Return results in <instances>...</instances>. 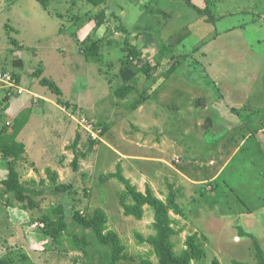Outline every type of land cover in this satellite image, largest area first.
Listing matches in <instances>:
<instances>
[{"label":"rangeland","instance_id":"obj_1","mask_svg":"<svg viewBox=\"0 0 264 264\" xmlns=\"http://www.w3.org/2000/svg\"><path fill=\"white\" fill-rule=\"evenodd\" d=\"M159 3L168 8L165 0ZM152 8V0H109L99 7L84 0H51L46 10L37 0H0V75L14 81L9 89L7 83L12 81L0 80V104L7 105L1 113L0 129L30 110L29 120L16 138L25 147L16 170L21 182L43 192L35 197V210L18 209L1 185L7 170L0 157V264H103L100 258L90 262L91 257L81 251L68 249L66 241L56 244L47 237L38 219L59 205L68 217L80 211L89 218L96 209L103 210L108 217L107 230L114 231L125 247L127 259L119 264H139L151 247L139 244L136 234H154L153 214L145 206L141 220L124 215L119 199L124 186L115 179L100 180L101 175L115 173L117 165L137 191L145 193L148 188L163 201L170 194L175 196L182 212L179 216L170 212L175 229L180 231L172 237L175 253L186 248L190 236H196L205 252L200 262L191 264H212L215 259L220 264H258L255 243L264 260V199L254 196L249 177L240 180L251 170L239 166L241 158L254 162L260 155L249 153L258 147L253 144L259 137L253 133L255 126L243 122L241 112L235 111L226 124L242 123L246 134L221 135L219 127L205 119L214 105L206 112L195 108L188 78L194 75L192 69L208 76L201 67L205 59L198 60L200 56L190 53L201 41L188 27L182 31L183 46L161 45L155 30L159 29V17H150ZM249 9L256 14L254 18L264 16V0H215L212 12L218 17ZM112 12L120 14L121 23L132 31H117L119 21L110 16ZM182 16L190 18L187 12ZM255 22L258 24L251 21L245 27L254 45V54L245 58L246 64L254 67L264 62V26ZM178 23L180 29L181 17ZM93 42L100 45V62L86 60L81 51ZM132 47L140 52L139 60L131 61ZM162 47L168 54H191L176 78L174 72L171 79L165 77L177 62L160 57L157 48ZM145 62L152 66L151 80L140 70ZM125 65L136 71V76L128 83L134 91L121 100L115 90L124 84L120 69ZM40 70L41 77H37ZM42 77L53 81L61 95L41 86ZM207 85L203 82L198 91ZM6 89L9 95L5 99ZM76 136L79 141L73 150ZM241 141H246L245 148L232 152L219 149L225 142ZM77 153L87 156L80 158L75 171L71 163ZM219 157L234 159L215 179L213 167L219 168ZM49 171L56 173L57 185H65V189H55ZM261 172L259 181L264 185V170ZM150 259L157 262L154 256Z\"/></svg>","mask_w":264,"mask_h":264},{"label":"trees","instance_id":"obj_2","mask_svg":"<svg viewBox=\"0 0 264 264\" xmlns=\"http://www.w3.org/2000/svg\"><path fill=\"white\" fill-rule=\"evenodd\" d=\"M51 0H37V2L47 9L48 3ZM92 7H99L106 4L109 0H84ZM187 4L195 10L199 16H205L206 21L214 23L216 16L212 12V7L215 5V0H205L206 6L204 9H199L189 0H186ZM111 17L117 18L119 25L117 31L128 34L130 28L121 23V17L118 13H110ZM132 31V30H131ZM18 48H21L18 46ZM100 45L98 42H93L90 45H84L81 51L86 60L93 59L100 62L102 57L99 52ZM166 47L160 49L157 48V54L163 59H171L177 63L171 65L170 69L165 73V77L168 78L190 55L189 53L182 55H175L173 53L168 54ZM131 61L140 59V52L137 48L131 49ZM140 70L145 77L149 80L152 78V66L145 62ZM42 71H37L36 76L41 77ZM120 74L124 84L115 90V95L119 99H125L133 91L134 87L129 85L136 76V71L131 69L128 65L121 67ZM40 85L49 89L56 96L61 95L59 87L50 79L46 77L40 78ZM5 99L8 98V91L5 94ZM142 101V100H141ZM60 102V101H59ZM7 106V105H6ZM6 106L1 107L0 104V119L3 110H6ZM138 105L134 103L133 108ZM30 116V110L27 109L20 115L15 116L12 121V125L3 126L0 129V157L2 162L6 163V176L1 181V185L4 187L5 194L10 195L15 203L18 205V209L24 212L33 211L38 207V203L35 201V197L41 196L43 192L41 190L33 189L28 183L20 181L19 173L16 170L17 163L23 159L25 153V147L21 142L16 140L17 136L23 130L27 124ZM79 136H76L71 148L74 150L78 144ZM90 144V149L92 148ZM86 154H75L71 163L75 171L78 170V164L80 158H85ZM50 181L54 184L55 189L61 191L65 189V185H57L56 173L48 172ZM110 179H115L124 186V191L119 195L120 204L123 209V213L126 217H132L136 220H141L144 215V207L147 206L153 214V230L154 234L148 237H143L140 234H136L139 244H148L151 247V252L146 257H140L139 264H191L192 262H200L204 255L203 245L196 236H190L185 242L186 248L179 254L174 251V243L172 237L179 234L180 231L175 229L174 220L170 217V212L179 216L182 214L180 209L175 204V196L170 194L166 201H163L152 194L150 189H146L145 193H141L126 179L122 172L120 165L116 166L115 173H109L101 175V183L107 182ZM32 184L33 181H30ZM43 183V182H42ZM69 213V212H68ZM40 223L44 224V232L49 237L51 242L56 244H63L65 241L68 243V249L72 251H81L85 256L91 257L90 262H93L96 258H100L103 264H119L121 261L127 259L125 253V247L122 244L119 236L114 232L107 230L108 217L106 213L101 209H96L91 217L85 218L81 215L80 211H73L68 217L67 211L63 205H59L51 212L44 214L38 219ZM256 258L258 264H264L263 253L260 247L255 243ZM150 256H154L157 260L154 263ZM85 264V263H83ZM87 264V263H86ZM212 264H220L217 259ZM235 264H242L236 262Z\"/></svg>","mask_w":264,"mask_h":264},{"label":"crops","instance_id":"obj_3","mask_svg":"<svg viewBox=\"0 0 264 264\" xmlns=\"http://www.w3.org/2000/svg\"><path fill=\"white\" fill-rule=\"evenodd\" d=\"M159 1L160 0H152L155 8H152L153 11H151L150 17H159V29L155 30L159 32L158 40L161 45L176 48V45H179L180 47V44L178 43H181V46H183L182 40L185 36L182 31L186 30L188 27L193 30L195 37L201 41V45L197 48H193V52L191 51L190 53L195 57L200 56L198 60L205 59L204 61L206 64H204V61H201L203 64H201V67L205 69L208 76L206 78L198 71V69H192L191 74L194 75L191 78H188L191 81L193 88L192 91L188 93H192L191 96L195 98V108H201L197 110L200 112H206L212 107V105H214V108L212 107L214 111L210 108L212 112L206 114L207 116L205 119H207L208 122L211 121L212 124L215 123L220 129L221 135L238 136L246 134L242 123H239V126L236 125V123H234L235 125L232 123L230 127L226 124V120L231 121V115H233L235 111L239 113L241 112L239 117H241L243 122L248 120L250 126H255L253 133L257 134L259 137L253 144L255 145L258 143V147L256 149H250L249 153L253 154V152H257L260 155L258 154L259 156L256 160L254 159V162H249L248 158H241L242 162L239 163V166L242 168L248 166V170L250 169L251 172L248 173V176H244V178L241 177L240 180L249 177L253 182L252 187L255 191L254 196L262 201L264 199V185L262 182L260 183L259 180L262 178L261 171L262 169L264 170V62H258L255 67L254 65L246 64L247 60L245 58L251 57L254 54L252 50L254 45L250 42L245 27H247L246 24L251 21L254 23H252V25H255V21L258 20L259 23L263 24L261 26H264V16L258 14L256 16L257 18H254L256 14L251 12L250 9L247 11L240 10L237 14L226 12L218 17L216 16L215 22L209 23L205 18L203 19L200 17L199 14L187 4L186 0L185 2L184 0H165L168 8H165L162 5L160 6V3L158 5ZM189 1L199 9H204L206 6L205 0ZM185 12H187L188 15L190 14L189 20L188 18L187 20L185 19L187 22L182 16ZM247 12H250L251 15H246ZM180 17L182 18L184 26L182 24L179 29L178 22ZM134 24L135 22L133 25ZM173 41H175L174 45L172 44ZM176 55L180 54L176 53ZM256 57L258 56L256 55ZM241 63H245V65H242ZM183 66L184 65L181 64L174 71V78H176L175 75H177L178 71H180ZM171 76L172 74L167 80L171 79ZM206 81L208 84L207 87H205L204 90L201 89V91H198L199 89L197 88H201L199 86ZM177 82L179 84V81ZM195 85L197 86L195 87ZM243 143L244 141H241L240 143L230 142V144L225 142L219 146V149L220 151H226L229 149V151L232 152L234 149L239 150L243 146L245 148V144L247 143L246 141L244 145ZM233 157L231 159L226 157L227 160L226 158L223 159L219 157L218 160L220 161V166L219 168L213 167V170L215 169V175L212 177L216 179L218 173L222 172L223 169L224 173L228 164L232 163L234 159ZM210 162V166L212 167L214 162L213 160ZM256 166H258V169L260 168V171L257 172ZM209 169L210 168L208 167V170ZM209 172L211 174L212 171L209 170ZM229 185L231 186L230 183ZM231 187L234 188L233 185Z\"/></svg>","mask_w":264,"mask_h":264},{"label":"built area","instance_id":"obj_4","mask_svg":"<svg viewBox=\"0 0 264 264\" xmlns=\"http://www.w3.org/2000/svg\"><path fill=\"white\" fill-rule=\"evenodd\" d=\"M0 80H1V81H4V82H5V81H8V80H9V81H12V84H11L10 82L7 83V88H9V89L12 88L13 85H14V83H13L14 81H13L12 79H7V75H3V74H1V75H0ZM6 90H7V89H6ZM7 91H8V90H7ZM8 95H9V92H8Z\"/></svg>","mask_w":264,"mask_h":264}]
</instances>
